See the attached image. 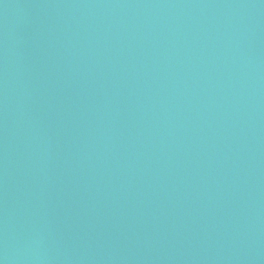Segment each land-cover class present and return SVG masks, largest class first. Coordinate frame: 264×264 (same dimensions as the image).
<instances>
[{"label": "water", "instance_id": "obj_1", "mask_svg": "<svg viewBox=\"0 0 264 264\" xmlns=\"http://www.w3.org/2000/svg\"><path fill=\"white\" fill-rule=\"evenodd\" d=\"M0 264H264V0H0Z\"/></svg>", "mask_w": 264, "mask_h": 264}]
</instances>
